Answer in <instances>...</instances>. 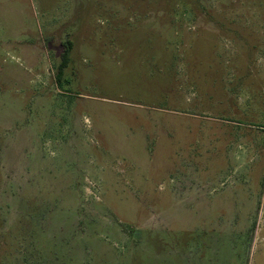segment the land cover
<instances>
[{
	"label": "rangeland",
	"instance_id": "374dc122",
	"mask_svg": "<svg viewBox=\"0 0 264 264\" xmlns=\"http://www.w3.org/2000/svg\"><path fill=\"white\" fill-rule=\"evenodd\" d=\"M263 234L264 0H0V264H264Z\"/></svg>",
	"mask_w": 264,
	"mask_h": 264
},
{
	"label": "trees",
	"instance_id": "16d2710c",
	"mask_svg": "<svg viewBox=\"0 0 264 264\" xmlns=\"http://www.w3.org/2000/svg\"><path fill=\"white\" fill-rule=\"evenodd\" d=\"M70 50H71V43L67 41L64 46V51L61 54V63L59 64L57 68V71H58L57 80L58 81L60 80V75L62 74V71L65 69V67L68 64Z\"/></svg>",
	"mask_w": 264,
	"mask_h": 264
},
{
	"label": "crops",
	"instance_id": "0c3cea01",
	"mask_svg": "<svg viewBox=\"0 0 264 264\" xmlns=\"http://www.w3.org/2000/svg\"><path fill=\"white\" fill-rule=\"evenodd\" d=\"M257 242V244L261 241V242H264V234L262 235V237L259 239V240H256ZM263 252H264V249H263Z\"/></svg>",
	"mask_w": 264,
	"mask_h": 264
}]
</instances>
